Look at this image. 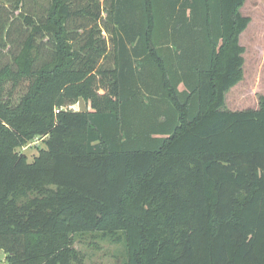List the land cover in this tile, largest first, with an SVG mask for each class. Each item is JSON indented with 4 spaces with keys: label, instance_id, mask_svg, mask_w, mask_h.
Instances as JSON below:
<instances>
[{
    "label": "trees",
    "instance_id": "trees-1",
    "mask_svg": "<svg viewBox=\"0 0 264 264\" xmlns=\"http://www.w3.org/2000/svg\"><path fill=\"white\" fill-rule=\"evenodd\" d=\"M48 1L18 25L0 9V45L20 46L0 68L6 263L73 264L90 234L125 240L127 264H264V98L224 109L246 0ZM72 20L96 29L79 50ZM37 138L29 162L18 148Z\"/></svg>",
    "mask_w": 264,
    "mask_h": 264
},
{
    "label": "rangeland",
    "instance_id": "rangeland-1",
    "mask_svg": "<svg viewBox=\"0 0 264 264\" xmlns=\"http://www.w3.org/2000/svg\"><path fill=\"white\" fill-rule=\"evenodd\" d=\"M1 8H6V12H4L8 18L10 16L11 21L14 17L20 18L21 12L33 14L40 11L45 16L49 8V1L27 0L25 6L17 11L14 10L11 3H3ZM240 13L251 18V23L240 37V43L245 48L243 79L226 94L224 109L231 112L259 110L261 100L264 98V0H246ZM102 15L104 20L107 14L104 12ZM18 21L17 25L23 23L21 18ZM83 22L86 21L72 20L68 24V30L74 32L73 35L76 37L73 44L77 50L88 42L91 31L96 30L95 25L91 22H86L88 27L84 30L79 26ZM101 27L103 28L104 25L102 24ZM95 33L96 40L99 41L97 45L103 49L102 54L104 55L106 47L110 56L112 53L111 36L105 30ZM17 36V32L13 31L7 42L11 41V37ZM19 47L18 44L12 43L6 46L0 45V68L14 63V58L19 53ZM47 53L48 51L45 52V56L48 55ZM42 63L43 60L39 65ZM99 63L105 68L111 67L108 62L99 61ZM80 104L86 106L87 102L84 98H80ZM38 146L43 147L41 138L18 148V151L26 154L29 162H33L40 155ZM73 249L77 252L73 264H127L128 260L125 240L114 242L109 239L95 238L90 234L78 235ZM0 255L3 257L0 259V264H7L6 256L1 248Z\"/></svg>",
    "mask_w": 264,
    "mask_h": 264
},
{
    "label": "water",
    "instance_id": "water-1",
    "mask_svg": "<svg viewBox=\"0 0 264 264\" xmlns=\"http://www.w3.org/2000/svg\"><path fill=\"white\" fill-rule=\"evenodd\" d=\"M81 102H82V101H81ZM80 108H81L82 111H86V106H85V104H84L83 106L80 104Z\"/></svg>",
    "mask_w": 264,
    "mask_h": 264
},
{
    "label": "clouds",
    "instance_id": "clouds-1",
    "mask_svg": "<svg viewBox=\"0 0 264 264\" xmlns=\"http://www.w3.org/2000/svg\"><path fill=\"white\" fill-rule=\"evenodd\" d=\"M3 257H2V255H0V259H2Z\"/></svg>",
    "mask_w": 264,
    "mask_h": 264
},
{
    "label": "built area",
    "instance_id": "built-area-1",
    "mask_svg": "<svg viewBox=\"0 0 264 264\" xmlns=\"http://www.w3.org/2000/svg\"><path fill=\"white\" fill-rule=\"evenodd\" d=\"M59 112V111H58Z\"/></svg>",
    "mask_w": 264,
    "mask_h": 264
}]
</instances>
